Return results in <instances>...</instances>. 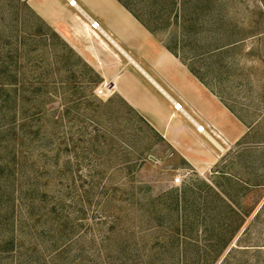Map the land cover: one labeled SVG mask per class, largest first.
Listing matches in <instances>:
<instances>
[{
  "label": "rangeland",
  "instance_id": "374dc122",
  "mask_svg": "<svg viewBox=\"0 0 264 264\" xmlns=\"http://www.w3.org/2000/svg\"><path fill=\"white\" fill-rule=\"evenodd\" d=\"M181 4L186 22L157 33L249 124L222 147L202 133L190 160L99 96L29 0H0V264H264V0Z\"/></svg>",
  "mask_w": 264,
  "mask_h": 264
},
{
  "label": "crops",
  "instance_id": "0c3cea01",
  "mask_svg": "<svg viewBox=\"0 0 264 264\" xmlns=\"http://www.w3.org/2000/svg\"><path fill=\"white\" fill-rule=\"evenodd\" d=\"M29 4L91 63L101 83L111 85L106 100H123L188 160L189 151L198 150L202 142L196 122L213 125L228 144L247 136L249 124L120 0H29ZM92 20L99 22L98 29L90 26ZM175 102L184 110H177ZM205 135L216 139L208 131Z\"/></svg>",
  "mask_w": 264,
  "mask_h": 264
},
{
  "label": "trees",
  "instance_id": "16d2710c",
  "mask_svg": "<svg viewBox=\"0 0 264 264\" xmlns=\"http://www.w3.org/2000/svg\"><path fill=\"white\" fill-rule=\"evenodd\" d=\"M120 1L153 32H157L159 30H168L170 25H172L171 23L180 25V24H184L188 19L186 18V14H184L182 11V4H181L182 0H120ZM184 30L186 32V29ZM196 30L197 33H200L198 29ZM165 43L171 51H173L175 54L183 58L181 54L182 45H180V43L178 42V38L176 36L175 37L173 36L172 40ZM233 43L234 42L222 43L220 45L216 44L213 47L211 46L207 47L206 49L194 53L191 56V59L207 60L210 63L215 56L226 53L228 49L234 45ZM183 59L185 60V58ZM185 61L187 62V60ZM189 67L205 84H207L209 87L215 90L212 84L210 83V81L207 79L206 75L203 74L201 69L191 64H189ZM225 103L235 112V110L226 101ZM4 106H5L4 88L3 85L0 83V108H4ZM3 120H4V114L0 113V125H1L0 135L1 133L6 131L2 124ZM16 136L17 135H15V138ZM5 138L6 137H4V139ZM1 142L2 141L0 138V143ZM7 167L5 165H1L0 173H4ZM232 238L233 235L230 237V240ZM230 240H228L224 245L226 246Z\"/></svg>",
  "mask_w": 264,
  "mask_h": 264
},
{
  "label": "built area",
  "instance_id": "2783aa9c",
  "mask_svg": "<svg viewBox=\"0 0 264 264\" xmlns=\"http://www.w3.org/2000/svg\"><path fill=\"white\" fill-rule=\"evenodd\" d=\"M72 3H74V1H72ZM90 26L93 28V29H98L100 27L99 25V22L97 20H92L90 22ZM111 91V85L108 83V82H103L101 83V85L97 88V94L99 96H105L107 94H109ZM174 106L177 110H181L183 111L184 108H183V104L181 102H175L174 103ZM198 123V122H197ZM196 123V125H197ZM197 129L202 133L204 132L205 128L206 130H209L212 134H214V136H216V138L218 140H220V142H222L224 145H228V142L227 140H225L222 135L216 130V128L213 126V125H201V126H196ZM221 143V144H222ZM175 183H181L182 182V175L181 174H178L177 177L175 178Z\"/></svg>",
  "mask_w": 264,
  "mask_h": 264
},
{
  "label": "bare ground",
  "instance_id": "6f19581e",
  "mask_svg": "<svg viewBox=\"0 0 264 264\" xmlns=\"http://www.w3.org/2000/svg\"><path fill=\"white\" fill-rule=\"evenodd\" d=\"M197 123V122H196ZM202 124H198L197 123V125L196 126H201ZM205 131H208L210 134H212L209 130H206V128L204 129ZM205 131L204 132H202L203 134H205ZM213 136H214V134H212ZM210 136V135H209ZM210 138L213 140V142L218 146V147H222L221 146V144L218 142V141H216V139H214L213 137H211L210 136ZM222 149V148H221Z\"/></svg>",
  "mask_w": 264,
  "mask_h": 264
}]
</instances>
